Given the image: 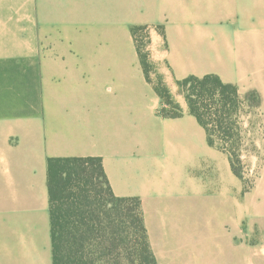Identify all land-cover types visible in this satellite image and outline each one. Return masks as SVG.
Instances as JSON below:
<instances>
[{"label": "crops", "instance_id": "obj_1", "mask_svg": "<svg viewBox=\"0 0 264 264\" xmlns=\"http://www.w3.org/2000/svg\"><path fill=\"white\" fill-rule=\"evenodd\" d=\"M258 8L264 0H0V264H52L49 158L99 157L113 194L140 200L159 264H187L222 235L223 219L213 231L206 218L193 244L191 197L205 205L224 153L177 81L216 74L254 88ZM133 27H144L149 79ZM157 79L181 116L160 115Z\"/></svg>", "mask_w": 264, "mask_h": 264}, {"label": "trees", "instance_id": "obj_2", "mask_svg": "<svg viewBox=\"0 0 264 264\" xmlns=\"http://www.w3.org/2000/svg\"><path fill=\"white\" fill-rule=\"evenodd\" d=\"M132 33L148 78L144 27H133ZM177 85L189 113L204 127L208 144L229 155L238 176L233 160L236 147L224 146L236 129L234 116L241 103L237 86L216 74L190 75ZM155 90L162 100L160 115H182L161 79L155 82ZM253 96L249 91L243 101L250 102ZM47 189L52 264H159L148 242L140 200L113 194L99 157L49 158ZM129 234L134 240L127 252Z\"/></svg>", "mask_w": 264, "mask_h": 264}, {"label": "rangeland", "instance_id": "obj_3", "mask_svg": "<svg viewBox=\"0 0 264 264\" xmlns=\"http://www.w3.org/2000/svg\"><path fill=\"white\" fill-rule=\"evenodd\" d=\"M257 12L258 21L261 19L264 23V9L261 13L258 8ZM258 34L261 35L256 46L258 72L257 79L252 81L256 85L245 92L238 90L241 103L234 116L236 129L228 141L224 140L227 141L225 147H236L233 160L238 176L232 171L229 155L222 151L223 163L221 158L216 160L218 182L209 184V190L203 194L207 206L200 202V196L193 194L191 197L194 207L191 216L198 217L201 224L200 234L192 238L194 246L207 235L206 218L213 231H218V218L223 219L224 231L214 242L209 240L200 248L199 257H188L187 264H194L197 259L201 264H264V253H261L264 247V30ZM249 91L254 92L253 98L250 102L243 101L244 94ZM213 166L216 167L215 163L210 164L209 172ZM214 187L218 192L224 187V198L212 193ZM127 240L126 251L129 252L134 237L129 234Z\"/></svg>", "mask_w": 264, "mask_h": 264}]
</instances>
